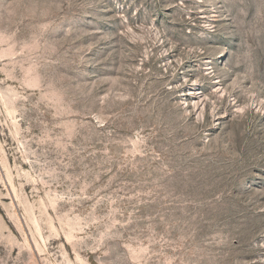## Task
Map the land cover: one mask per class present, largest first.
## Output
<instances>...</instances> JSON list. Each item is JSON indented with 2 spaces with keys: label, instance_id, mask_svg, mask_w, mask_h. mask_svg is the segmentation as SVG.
<instances>
[{
  "label": "rangeland",
  "instance_id": "obj_1",
  "mask_svg": "<svg viewBox=\"0 0 264 264\" xmlns=\"http://www.w3.org/2000/svg\"><path fill=\"white\" fill-rule=\"evenodd\" d=\"M0 264H264V0H0Z\"/></svg>",
  "mask_w": 264,
  "mask_h": 264
}]
</instances>
